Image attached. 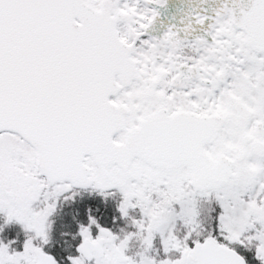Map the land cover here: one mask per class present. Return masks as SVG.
<instances>
[{"label": "snow or ice", "instance_id": "6c2138e0", "mask_svg": "<svg viewBox=\"0 0 264 264\" xmlns=\"http://www.w3.org/2000/svg\"><path fill=\"white\" fill-rule=\"evenodd\" d=\"M0 264H264V0H0Z\"/></svg>", "mask_w": 264, "mask_h": 264}]
</instances>
